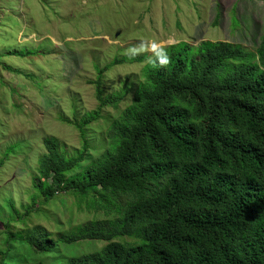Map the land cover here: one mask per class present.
I'll use <instances>...</instances> for the list:
<instances>
[{"label": "trees", "instance_id": "obj_1", "mask_svg": "<svg viewBox=\"0 0 264 264\" xmlns=\"http://www.w3.org/2000/svg\"><path fill=\"white\" fill-rule=\"evenodd\" d=\"M114 64L98 70V109L75 122L86 144L87 129L126 96L103 94ZM105 134L108 149L80 173L84 152L67 158L46 139L33 179L43 205L68 194L95 219L60 227L58 241L34 229L7 232L8 243L36 256L58 242L107 243L66 264H264V33L255 52L182 42L151 57L132 104ZM11 249L0 250L2 264Z\"/></svg>", "mask_w": 264, "mask_h": 264}, {"label": "rangeland", "instance_id": "obj_2", "mask_svg": "<svg viewBox=\"0 0 264 264\" xmlns=\"http://www.w3.org/2000/svg\"><path fill=\"white\" fill-rule=\"evenodd\" d=\"M263 33L258 0H0V250L12 247L7 262L66 264L107 244L58 242L53 253L36 256L6 241L7 232L34 229L58 241L60 227L71 232L95 219L68 194L43 205L33 179L46 139H55L67 158L84 152L80 173L108 149L106 130L132 104L151 57L182 42H226L255 52ZM143 56L149 58L139 62ZM112 64L103 94L126 96L87 129L86 144L75 122L98 109V70Z\"/></svg>", "mask_w": 264, "mask_h": 264}]
</instances>
